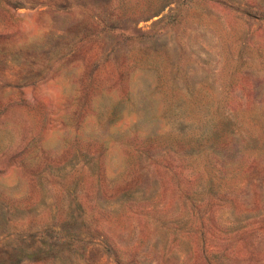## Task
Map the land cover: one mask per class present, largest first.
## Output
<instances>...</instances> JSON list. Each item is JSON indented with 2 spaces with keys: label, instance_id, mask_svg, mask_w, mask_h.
<instances>
[{
  "label": "rangeland",
  "instance_id": "374dc122",
  "mask_svg": "<svg viewBox=\"0 0 264 264\" xmlns=\"http://www.w3.org/2000/svg\"><path fill=\"white\" fill-rule=\"evenodd\" d=\"M0 264H264V0H0Z\"/></svg>",
  "mask_w": 264,
  "mask_h": 264
}]
</instances>
